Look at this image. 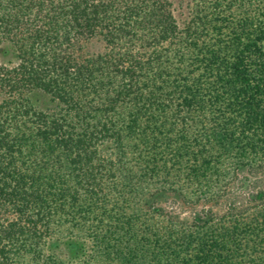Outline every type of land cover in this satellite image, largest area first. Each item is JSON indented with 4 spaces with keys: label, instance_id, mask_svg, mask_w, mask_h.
Segmentation results:
<instances>
[{
    "label": "trees",
    "instance_id": "trees-1",
    "mask_svg": "<svg viewBox=\"0 0 264 264\" xmlns=\"http://www.w3.org/2000/svg\"><path fill=\"white\" fill-rule=\"evenodd\" d=\"M189 15L0 0V264H264V0Z\"/></svg>",
    "mask_w": 264,
    "mask_h": 264
},
{
    "label": "rangeland",
    "instance_id": "rangeland-1",
    "mask_svg": "<svg viewBox=\"0 0 264 264\" xmlns=\"http://www.w3.org/2000/svg\"><path fill=\"white\" fill-rule=\"evenodd\" d=\"M171 2L173 3L174 15L180 26L183 27L190 17L191 0H171ZM260 188L264 190L263 177H257V179H255L248 175H240L238 181L235 183V189L231 190L228 197L230 201H236L240 204L246 202L249 197L256 194ZM183 216H188V213L183 214Z\"/></svg>",
    "mask_w": 264,
    "mask_h": 264
}]
</instances>
